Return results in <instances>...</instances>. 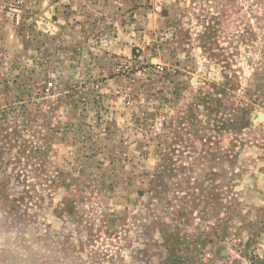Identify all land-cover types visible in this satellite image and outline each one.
<instances>
[{"label":"rangeland","instance_id":"obj_1","mask_svg":"<svg viewBox=\"0 0 264 264\" xmlns=\"http://www.w3.org/2000/svg\"><path fill=\"white\" fill-rule=\"evenodd\" d=\"M0 264H264V0H0Z\"/></svg>","mask_w":264,"mask_h":264},{"label":"built area","instance_id":"obj_2","mask_svg":"<svg viewBox=\"0 0 264 264\" xmlns=\"http://www.w3.org/2000/svg\"><path fill=\"white\" fill-rule=\"evenodd\" d=\"M19 20V19H18Z\"/></svg>","mask_w":264,"mask_h":264}]
</instances>
